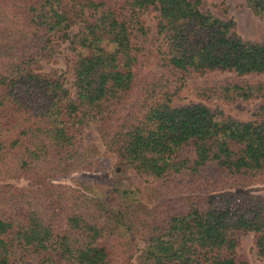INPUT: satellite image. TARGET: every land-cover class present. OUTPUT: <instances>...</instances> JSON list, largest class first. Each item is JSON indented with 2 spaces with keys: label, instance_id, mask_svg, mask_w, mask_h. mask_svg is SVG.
I'll return each mask as SVG.
<instances>
[{
  "label": "trees",
  "instance_id": "trees-1",
  "mask_svg": "<svg viewBox=\"0 0 264 264\" xmlns=\"http://www.w3.org/2000/svg\"><path fill=\"white\" fill-rule=\"evenodd\" d=\"M202 3L0 0V264H247V233L264 264V81L244 78L264 73V40ZM246 3L264 22V0ZM59 41L71 87L34 68ZM213 71L234 77L197 95L258 100L255 119L176 103ZM89 128L134 171L131 187L101 197L56 181L99 165Z\"/></svg>",
  "mask_w": 264,
  "mask_h": 264
},
{
  "label": "rangeland",
  "instance_id": "rangeland-1",
  "mask_svg": "<svg viewBox=\"0 0 264 264\" xmlns=\"http://www.w3.org/2000/svg\"><path fill=\"white\" fill-rule=\"evenodd\" d=\"M201 9L209 11L214 15L232 19L236 32L245 40L262 41L264 40V22L255 15L247 6L246 0H203ZM149 24H153L150 16L146 17ZM77 27H73V32ZM72 58L71 51L65 41H59V45L54 56L50 59L40 60L35 66V70L41 73L57 72L64 79L66 85L71 87L72 76L70 75L68 65ZM233 73L228 71H213L206 74H192L186 81L185 87L181 91V100L177 104L187 103L189 101H201L205 103L211 110H221L225 114L232 115L240 120H252L257 117L258 100H226L223 94H206L197 95L199 90L197 86L205 84L206 86H217L225 79L232 78ZM249 81H264V73L250 74L244 77ZM193 89H196L194 92ZM85 138L88 141H95L99 152V165L94 170L76 171L69 175H63L56 179L61 183H66L75 187L87 189L89 192L98 196H105L114 186L131 187L136 176L132 169L127 168L118 157L108 151L98 140L94 128L85 130ZM192 152L188 147H184L179 151V157H191ZM17 183H25L24 180ZM257 193L264 194V185L255 188ZM237 254L240 260H246L247 264H261L262 260L257 254L254 245L252 233L240 236L237 246ZM12 264H36V258L31 256L20 262L16 256L12 260Z\"/></svg>",
  "mask_w": 264,
  "mask_h": 264
}]
</instances>
